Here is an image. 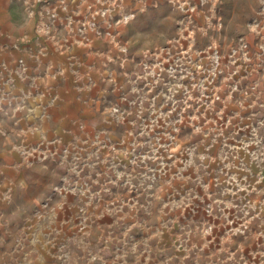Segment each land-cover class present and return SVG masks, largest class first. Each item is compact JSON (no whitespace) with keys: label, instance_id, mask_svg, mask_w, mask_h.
Segmentation results:
<instances>
[{"label":"rangeland","instance_id":"obj_1","mask_svg":"<svg viewBox=\"0 0 264 264\" xmlns=\"http://www.w3.org/2000/svg\"><path fill=\"white\" fill-rule=\"evenodd\" d=\"M0 264H264V0H12Z\"/></svg>","mask_w":264,"mask_h":264},{"label":"crops","instance_id":"obj_2","mask_svg":"<svg viewBox=\"0 0 264 264\" xmlns=\"http://www.w3.org/2000/svg\"><path fill=\"white\" fill-rule=\"evenodd\" d=\"M12 0H0V37H5L8 34L22 35V29H15L13 25L14 13L11 10L13 6Z\"/></svg>","mask_w":264,"mask_h":264}]
</instances>
